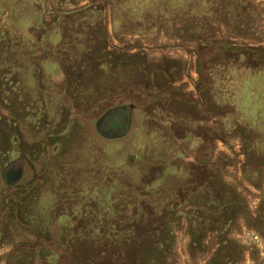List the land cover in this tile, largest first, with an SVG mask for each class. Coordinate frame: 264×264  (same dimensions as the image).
Wrapping results in <instances>:
<instances>
[{"label": "rangeland", "instance_id": "rangeland-1", "mask_svg": "<svg viewBox=\"0 0 264 264\" xmlns=\"http://www.w3.org/2000/svg\"><path fill=\"white\" fill-rule=\"evenodd\" d=\"M260 203L264 0H0V264H264Z\"/></svg>", "mask_w": 264, "mask_h": 264}, {"label": "trees", "instance_id": "trees-1", "mask_svg": "<svg viewBox=\"0 0 264 264\" xmlns=\"http://www.w3.org/2000/svg\"><path fill=\"white\" fill-rule=\"evenodd\" d=\"M78 36H81V32L78 33ZM75 38H79V37H75ZM204 192L205 191L200 192V188H197L192 193V197L197 198L200 194L204 195ZM179 196L181 195L179 194ZM202 198L204 199V197L200 196L199 199H202ZM195 203H199V200L195 201ZM202 203L204 205H209V203L205 199H204V202ZM210 204L212 205V202H210ZM171 206L173 207V209H175L176 207L179 208L182 205H171ZM231 209L232 207L229 210L231 211ZM166 211L167 210H165V212ZM163 215L164 213L162 212L160 215V220L159 221L155 220V222L152 224L153 226L151 227V229L143 232V239H145L146 242L148 241V246H149L148 249L154 250L153 252H156V250H158L159 252L160 250H163L165 248V240L167 236V224H166V221H162ZM146 216L148 217V214ZM148 218H151V217H148ZM248 220L255 230L259 231V229L264 228V203H260V205L258 206V209L256 210L255 216L253 218H248ZM231 224H232L231 216L229 217V216L223 215V216L217 217L215 220H211L210 218H208V220L207 219L204 220V218L200 216H196L195 213H191L188 215L189 235L191 238H194L191 244H195V237L201 234L203 231H206L211 228H216V230L219 233L226 232ZM112 228H113V231L116 232L115 235L117 236L122 235V231L118 230V228L116 229L115 225H112ZM128 240L129 239L126 240L122 238L124 245L128 247L129 246L136 247L139 244V242L135 239V237H133L129 241ZM238 254H239V251L237 250V247L230 241L228 240L226 241V239L221 237L219 247L215 250L212 256L213 264H233L237 258L236 255Z\"/></svg>", "mask_w": 264, "mask_h": 264}, {"label": "water", "instance_id": "water-1", "mask_svg": "<svg viewBox=\"0 0 264 264\" xmlns=\"http://www.w3.org/2000/svg\"><path fill=\"white\" fill-rule=\"evenodd\" d=\"M120 109H121V108H120ZM116 110H118V108H113V109H110V110L106 111V112H105L104 114H102V116L96 121V123H95V129H96V131H97L102 137H105V138H113V137H117V136L122 135V133L124 132V131H122L121 133L105 134V133H103V132L100 130V126H99V124L101 123V120H103L106 116L112 114V112H113V111H116ZM2 172H3V170H2ZM20 176H21V171H20ZM20 176H19V177H20ZM1 177H2V173H1ZM2 179H3V177H2ZM18 179H19V178H18ZM18 179H17V180H18ZM17 180H15V181H13V182H7V181H6V183L14 184ZM3 181H4V179H3Z\"/></svg>", "mask_w": 264, "mask_h": 264}, {"label": "bare ground", "instance_id": "bare-ground-1", "mask_svg": "<svg viewBox=\"0 0 264 264\" xmlns=\"http://www.w3.org/2000/svg\"><path fill=\"white\" fill-rule=\"evenodd\" d=\"M122 126L121 125H118L117 127H115V128H113V127H102V129H103V132L105 133V134H114V133H120L121 132V128ZM12 164V163H11ZM10 164V165H11ZM9 166V165H8ZM7 166V167H8ZM13 174V175H12ZM19 174H18V172L16 171V169H14L13 171H11L10 173H9V176H10V179H13V178H16L17 176H18ZM6 181V180H5ZM8 182H10V180L8 181Z\"/></svg>", "mask_w": 264, "mask_h": 264}, {"label": "flooded vegetation", "instance_id": "flooded-vegetation-1", "mask_svg": "<svg viewBox=\"0 0 264 264\" xmlns=\"http://www.w3.org/2000/svg\"><path fill=\"white\" fill-rule=\"evenodd\" d=\"M120 110H122V109H118V110H116V111H113L112 112V114H110V115H108V116H106L103 120H101V123L99 124V126H100V130L103 132V129H102V127L105 125V120H107V119H111L112 120V118H113V116L115 117V118H117V120H118V117L115 115V114H117V113H119L120 112ZM123 116V118L120 120L121 122L120 123H122L123 122V119H124V115H122ZM104 123V124H103ZM119 123H117V124H115L114 125V127L113 128H115L117 125H118ZM103 125V126H102ZM108 126H112V125H108ZM122 128V127H121ZM122 130V129H121ZM104 133V132H103ZM14 169H16L15 167L14 168H12V169H10L11 171H13ZM5 170V169H4ZM3 170V171H4ZM2 174H3V172H2ZM18 174H19V172H18ZM13 175V174H12Z\"/></svg>", "mask_w": 264, "mask_h": 264}]
</instances>
